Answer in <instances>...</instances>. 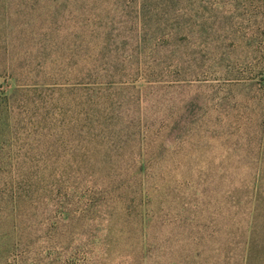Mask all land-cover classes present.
<instances>
[{
    "label": "rangeland",
    "instance_id": "rangeland-1",
    "mask_svg": "<svg viewBox=\"0 0 264 264\" xmlns=\"http://www.w3.org/2000/svg\"><path fill=\"white\" fill-rule=\"evenodd\" d=\"M142 1L161 19L156 39L182 42L181 60L159 61L146 50L127 82L132 101L102 106L84 140L67 146L39 124L38 102L32 96L27 105L25 96L41 89L55 97L59 85L14 77L25 70L20 28L48 25L53 9L0 3V175L15 179L0 178V189L19 201L17 208L0 201V264H264V218L249 263L232 226L235 216L242 223L251 216L230 193L236 186L241 196L245 184L251 198L264 175V0H132V20ZM101 4L103 17L121 14L115 0ZM73 14L61 16L72 24ZM154 68L161 71L151 76ZM75 114L68 108L70 125ZM49 118L63 120L58 112ZM60 146L125 155L100 161L119 173H98V182L69 180L50 166L40 180L21 175L31 164L39 169L36 158L21 163L26 148Z\"/></svg>",
    "mask_w": 264,
    "mask_h": 264
},
{
    "label": "trees",
    "instance_id": "trees-1",
    "mask_svg": "<svg viewBox=\"0 0 264 264\" xmlns=\"http://www.w3.org/2000/svg\"><path fill=\"white\" fill-rule=\"evenodd\" d=\"M127 1L125 4L124 0H115V5L117 3L122 7L119 18L115 15H100L98 10L102 5L101 0H0L6 7L10 3L18 2L31 7L49 5L53 9L48 25L37 27L34 23L30 27L20 28L23 37L19 36L20 41L15 42L23 47L21 65L25 70H22L20 76L14 73V77L20 79L22 76L26 81H33L40 86L59 85L53 87L58 92L55 97L51 92H43L41 89H34L32 93L25 94L27 105L28 98L35 97L43 115L39 124L44 125L47 132L58 135L59 145L67 146L72 141L82 142L90 132L89 124L98 122L102 117V106L114 107L117 102L123 104L132 101L133 95H128L126 91L130 90L127 82H130L132 64L137 65L146 50L150 49L151 52H148L155 55L159 61L161 59L179 62L182 58L179 47L182 42L178 41L177 35L174 38L156 39L162 22L158 17L155 19L156 14L153 11H149L148 1H142V6L138 7L133 20L132 0ZM65 9L75 13L71 15L72 24L67 22L69 17L61 16ZM12 30L9 29L7 35ZM31 41L40 52H33V47L27 45ZM48 49L55 50L54 54ZM50 62L51 66L45 67L46 63ZM155 69L149 72L151 76L160 73L161 68ZM68 108L77 112L71 125L66 121ZM56 112L61 114L63 125L53 124V120L49 118ZM78 137L79 140H76ZM168 149L171 151V148H155L153 151L164 154L169 152ZM261 153L264 154V150ZM124 155V151L117 152L113 148H26L21 163L31 164L32 159L36 158L39 169L35 167L37 165L31 164L24 171L21 170V175L29 181L34 178L40 180L45 176L44 172L40 173L39 170L50 166L52 172L57 171L69 180L93 177L98 182V173L104 172L108 176L113 175L111 171H116V175L119 173L117 168H106L107 166L102 164L112 158L119 160ZM260 170L264 173V167ZM122 171L125 172V169ZM0 178L5 179L4 183L15 184L11 174L0 175ZM260 184V188L252 193L251 198L245 184L242 186L245 189L241 196L238 194V187H230V193L236 198V205L246 204L251 216V221L248 219L245 223H242L243 217L235 216L236 225L232 226H237V230L233 232L245 239L248 248L246 258L249 263L252 259L250 251L261 241L256 231L260 226L259 220L264 218V175ZM11 195L13 192L0 189V201L17 208L19 201ZM242 226L252 228L247 234V230H243Z\"/></svg>",
    "mask_w": 264,
    "mask_h": 264
}]
</instances>
